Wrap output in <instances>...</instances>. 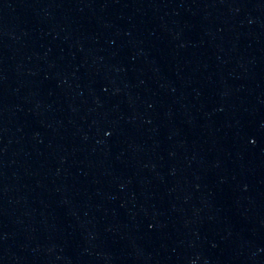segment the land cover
Listing matches in <instances>:
<instances>
[{
  "label": "water",
  "instance_id": "water-1",
  "mask_svg": "<svg viewBox=\"0 0 264 264\" xmlns=\"http://www.w3.org/2000/svg\"><path fill=\"white\" fill-rule=\"evenodd\" d=\"M0 264H264V0H0Z\"/></svg>",
  "mask_w": 264,
  "mask_h": 264
}]
</instances>
